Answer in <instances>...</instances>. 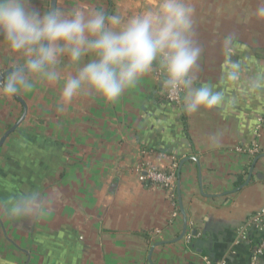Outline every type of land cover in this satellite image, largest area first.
<instances>
[{
    "label": "crops",
    "instance_id": "0c3cea01",
    "mask_svg": "<svg viewBox=\"0 0 264 264\" xmlns=\"http://www.w3.org/2000/svg\"><path fill=\"white\" fill-rule=\"evenodd\" d=\"M190 2L203 48L194 87L222 94L214 108L189 115L169 103L155 66L115 103L90 95L63 105L60 84L39 81L17 94L28 114L0 148V264H251L264 232L252 227L243 240L240 231L264 212V19L258 0ZM85 3L127 19L151 0H58L56 9ZM20 63L0 44V76ZM62 63L63 74L74 71ZM22 114L18 100L0 96V140ZM260 118L261 153L237 152L256 140ZM171 158L174 197L139 181L137 164L168 171ZM31 189L48 196V213L7 219L3 207Z\"/></svg>",
    "mask_w": 264,
    "mask_h": 264
},
{
    "label": "clouds",
    "instance_id": "9594fccd",
    "mask_svg": "<svg viewBox=\"0 0 264 264\" xmlns=\"http://www.w3.org/2000/svg\"><path fill=\"white\" fill-rule=\"evenodd\" d=\"M254 14L264 19V0H258ZM193 16L190 0H151L127 19L93 11L86 3L64 11L37 9L33 0H0V44L21 57L20 65L0 79V96L31 91L39 81L59 83L63 105L90 95L115 103L155 66L168 96L184 93L186 114L210 110L221 104L222 94L194 87L203 48L195 39ZM64 60L74 70L71 74L62 73ZM218 140L213 134L209 146ZM48 199L39 189L25 190L2 214L11 221L35 222L48 213Z\"/></svg>",
    "mask_w": 264,
    "mask_h": 264
},
{
    "label": "built area",
    "instance_id": "2783aa9c",
    "mask_svg": "<svg viewBox=\"0 0 264 264\" xmlns=\"http://www.w3.org/2000/svg\"><path fill=\"white\" fill-rule=\"evenodd\" d=\"M156 75L157 77H160L162 79L161 73L158 68L156 70ZM183 95H184L183 92H181L180 95L176 97H170L166 94V100L177 107H183L182 106ZM262 122L263 119L260 118L259 124L255 129L256 140L248 147H238L236 149L237 152L252 157H255L261 153V145L259 143V139L262 137L260 132ZM171 159L173 160V162L171 168L168 171L159 170L155 167L145 166L144 164L141 163L137 164L135 171L139 176V181L143 184L146 183L157 184L158 186L169 191L171 195L174 197V193L178 182V176H177L178 162L176 161L175 158H171ZM177 216L178 213L173 214V218ZM252 227L257 228L260 231L264 232V212H260L250 218L248 223L240 231V239L243 240L247 239L249 230ZM187 238L190 239L191 237L188 236ZM263 254H264V238L260 241V243L256 245L254 252L252 253L251 264H258L259 258ZM204 261L206 262V264H212L211 260L208 258H204Z\"/></svg>",
    "mask_w": 264,
    "mask_h": 264
},
{
    "label": "water",
    "instance_id": "95a60500",
    "mask_svg": "<svg viewBox=\"0 0 264 264\" xmlns=\"http://www.w3.org/2000/svg\"><path fill=\"white\" fill-rule=\"evenodd\" d=\"M57 1L58 0H51V6H50V10L52 9H56L57 7ZM13 69H9L7 71H5L1 76H0V79H5L8 75V73L10 71H12ZM13 98H15L16 100H18L22 106H23V114L21 116V118L17 121V123L12 126L5 134L4 136L1 138L0 140V148L3 146L4 142L6 141V139L22 124V122L26 119L27 117V114H28V107L26 105V103L18 96V95H15L13 96ZM184 164V162H181V166H180V169L182 168V165ZM180 176V174L178 175ZM251 178V174L249 176V179ZM248 183V182H247ZM181 213L183 215V220H184V228H183V232L179 238V240H182L187 232V216H186V212L184 210V208L181 206ZM154 250V249H153Z\"/></svg>",
    "mask_w": 264,
    "mask_h": 264
}]
</instances>
